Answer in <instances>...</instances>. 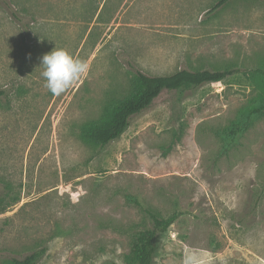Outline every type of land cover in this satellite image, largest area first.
<instances>
[{"label":"rangeland","instance_id":"1","mask_svg":"<svg viewBox=\"0 0 264 264\" xmlns=\"http://www.w3.org/2000/svg\"><path fill=\"white\" fill-rule=\"evenodd\" d=\"M0 0V264H124L148 212L180 214L155 264H264V0ZM87 61L61 95L39 67ZM237 73L164 91L106 147L82 129L136 72ZM238 124L242 131L229 139Z\"/></svg>","mask_w":264,"mask_h":264},{"label":"trees","instance_id":"2","mask_svg":"<svg viewBox=\"0 0 264 264\" xmlns=\"http://www.w3.org/2000/svg\"><path fill=\"white\" fill-rule=\"evenodd\" d=\"M231 1L218 0L211 11L216 12ZM260 72L264 77V70H260ZM236 73L237 70L232 68L218 71L183 69L164 76H148L142 72H136L131 82L130 94L122 100L109 104L99 121L86 125L82 129V139L87 143L106 147L120 139L129 129L132 117L149 109L164 91H180L198 88L206 84L220 83ZM4 95L5 92L0 90V97ZM263 110L264 100L262 105L253 107L247 117L261 114ZM241 131L242 128L236 124L228 133V138H234ZM148 214L152 220V227L140 230L135 234L132 253L125 256L124 264H155V259L159 254L161 236L168 233L180 217L178 213H174L168 218H162L152 212H148ZM40 258L41 252H35L24 259L13 258L8 261V264H37Z\"/></svg>","mask_w":264,"mask_h":264},{"label":"clouds","instance_id":"3","mask_svg":"<svg viewBox=\"0 0 264 264\" xmlns=\"http://www.w3.org/2000/svg\"><path fill=\"white\" fill-rule=\"evenodd\" d=\"M44 87L53 95H61L89 69L86 60L74 56L66 48L56 46L44 54L39 66Z\"/></svg>","mask_w":264,"mask_h":264}]
</instances>
